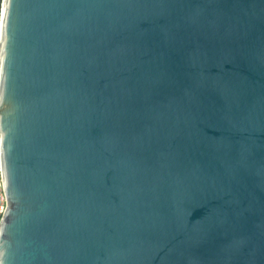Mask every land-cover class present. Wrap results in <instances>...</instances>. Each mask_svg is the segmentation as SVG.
Segmentation results:
<instances>
[{
    "label": "water",
    "instance_id": "water-1",
    "mask_svg": "<svg viewBox=\"0 0 264 264\" xmlns=\"http://www.w3.org/2000/svg\"><path fill=\"white\" fill-rule=\"evenodd\" d=\"M0 264H264V0H0Z\"/></svg>",
    "mask_w": 264,
    "mask_h": 264
},
{
    "label": "built area",
    "instance_id": "built-area-1",
    "mask_svg": "<svg viewBox=\"0 0 264 264\" xmlns=\"http://www.w3.org/2000/svg\"><path fill=\"white\" fill-rule=\"evenodd\" d=\"M6 209H7V199L4 192L3 177H1V170H0V222L4 218Z\"/></svg>",
    "mask_w": 264,
    "mask_h": 264
}]
</instances>
